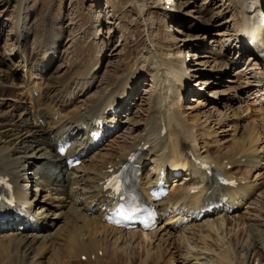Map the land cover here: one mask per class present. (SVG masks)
<instances>
[{
	"label": "bare ground",
	"instance_id": "6f19581e",
	"mask_svg": "<svg viewBox=\"0 0 264 264\" xmlns=\"http://www.w3.org/2000/svg\"><path fill=\"white\" fill-rule=\"evenodd\" d=\"M0 1L9 3L10 0ZM164 2L165 9L177 8L173 12L181 11L188 15L192 11L184 10L197 0ZM230 5L236 10L234 31H229L222 39L219 44L221 52H216L214 47L213 51L209 50L211 55H198V48L192 54L187 51V57L195 62L192 70L184 60L174 64L175 68H165L166 60L159 55L154 42H149L148 52L155 61L147 74L151 77L152 86L151 90H146L148 98L143 100L145 114L139 118L137 112L131 111L123 120L119 119L124 115L121 111L124 110L130 89L135 88V79L122 78L112 84L113 71L110 68L101 74L96 72L101 58L98 62L90 58L76 64L69 58L68 50L72 45L68 46V43L71 40L63 42L62 34L50 35L44 28L35 38V45L40 50L30 52L28 39L32 35V18L26 6L25 10L21 9L22 13L20 10L19 21L0 47V177L4 175L10 178L19 200L29 199L30 207L36 210V220L3 224L0 231V264H84L83 258L87 264H108L111 259H106V252H103L105 246L108 250H115L110 252L111 256H116V251L124 256L142 253L146 256L144 261L151 257V260L160 262V253H165V247L171 243L176 255L170 264H250L252 258L264 257V252H259V249L264 251V145L257 144L264 138V93L261 94L262 104L257 109L263 118L262 121L259 117L263 125L255 123V118L252 119L254 121L250 120L246 112L251 107L240 109V105L231 108V112L235 111L232 117L240 112L239 124L232 125L233 128L236 126L240 135L233 137L231 144L223 149L214 148L208 139L203 140L204 144L201 145L199 136L209 138V129L212 128L205 130L199 123L187 122L181 110L185 86L191 84V73L195 71L196 75L214 78L215 73H227L232 65L242 63L228 81L232 83L229 84L230 88L253 84L257 86L254 91L264 92V63L255 53L248 54L241 41L244 36L242 31L249 27L264 33V0H231ZM197 7L196 12L200 15L208 11L206 7ZM24 13L27 14L22 15ZM253 37L258 38L259 33H254ZM191 45L193 47L194 44ZM226 50L230 51L227 59L223 55ZM182 53L183 50H178L173 55ZM212 53L215 56L221 53L219 56H223V59L211 61ZM56 60L65 64L60 63L55 73L63 68H66L65 72L54 76L56 80L50 84L52 86L48 91L43 95L40 93L41 97L35 96L29 86L30 77L37 72L45 74ZM212 62H215L213 66ZM20 66L27 68L25 74L29 76L23 83L25 87L29 86L31 96L24 94L23 98L14 101V106L10 104L13 106L11 112L4 111L11 103L9 97L5 96L13 92L6 90L11 80L5 79V75L9 76L14 68ZM246 76L248 80L258 78L257 82H244ZM208 80L202 79L200 83L207 84ZM15 86L18 87L17 84ZM28 98L33 102H28ZM195 107L191 104L188 109ZM107 110H110L109 115ZM97 116L110 123L105 130L106 139H109L108 148H101L109 152L99 150L87 158L90 151L103 141H94L88 136ZM219 119L215 121L225 123L227 117L222 121ZM137 150L142 151L139 161L142 173L137 176V185L145 197L161 181L170 183V175L175 176L174 172L169 174L170 171L179 169L186 173L181 180L176 176L170 195L156 203L161 215H167L168 220L162 221L159 227L150 232L120 228L106 222L109 213L118 205L110 202L102 182L111 174V170L113 173L118 171ZM186 153L217 164L225 171L229 166L239 168L237 171L227 170L230 174H226L236 175L239 181L245 182L243 189L231 196L228 205L200 220L191 216L192 213L184 216L174 211L185 202L197 209L204 199L215 201L217 192L212 191L206 197L207 191L215 185L228 189L230 183L216 167L204 171L199 165L193 166L194 162L191 161L190 171H186ZM74 158L82 161L70 167L68 161ZM148 162L151 167L146 170ZM34 167L40 178L48 175L46 181L49 183L36 184L34 196L30 197L28 190L32 181L31 169ZM163 167L166 170L161 178L158 169ZM242 167H246V170H241ZM193 190L198 192L192 193ZM235 201L240 203L236 209L232 207ZM173 202H176V206L172 205ZM184 212L181 210L180 213ZM60 221H63L62 225L55 229ZM250 226L258 230L253 237L244 232Z\"/></svg>",
	"mask_w": 264,
	"mask_h": 264
},
{
	"label": "rangeland",
	"instance_id": "374dc122",
	"mask_svg": "<svg viewBox=\"0 0 264 264\" xmlns=\"http://www.w3.org/2000/svg\"><path fill=\"white\" fill-rule=\"evenodd\" d=\"M164 1L165 0H10L9 3L0 1V47L4 45L6 38H8V33L19 21L18 15L20 14V10H25L27 7L28 11H30V19L32 18L33 24L31 31L32 35L28 39L32 47H30V52L32 50V53H37L40 50V48L35 45V38L43 28L49 31L50 35L62 34L64 36L63 42H67L68 39L71 40V42L68 43V46L72 45L70 47L72 50H68L71 61L77 64L81 61H88V59L91 58L94 62H98L101 58L100 67H98L99 70L96 72L101 74L106 69L110 68L109 70L113 71L111 78L112 84L119 82L122 78L135 79V88L130 89L124 110L121 111L124 115L120 118L123 120V117L131 113V111L137 112L140 116L139 118H142L144 117V109L146 108L143 100L149 96L146 94V90H151L152 86L151 77L147 74L151 64L155 61L154 56H150L151 54L148 52L149 42H154L157 52L164 61L166 60L164 63L165 68H175L174 64L177 65L180 61L184 60L187 63V67L192 70L195 67V62L191 61L189 56L187 57V51H190V54H192L195 48H198V55L209 54V50L211 49V51H213L214 47L216 52H221L219 44L221 45L222 39L229 31H234L233 26L236 19L234 14H236V10L230 5L231 0H197L194 5L184 10L192 11V13L190 12L188 15H185L181 11L179 13L173 12L174 8L165 9L164 7L166 5ZM204 3L205 5L203 6ZM197 5L206 7L208 11L200 15L196 12L198 8ZM175 10L178 9L176 8ZM262 10L264 12V7ZM26 14L27 13H24L22 15ZM185 42H187V45H185ZM191 44H194L193 47ZM97 50L99 53H97ZM178 50H183L182 55H173V53H176ZM171 52L173 56L170 55ZM229 53L230 51L226 50L223 54L224 58L227 59L230 56ZM212 55L213 57L210 58L211 61H220L223 59V56H219L221 53H216V56L212 53ZM60 63L65 64L61 60H56L55 64L45 74H39L37 72L38 74L34 73L35 75L30 77L29 84L31 85L29 86L33 89H31L32 94L35 92V96L39 95L41 97L43 92L50 89V86H52L50 84L56 80L54 76H58L65 72L66 68H63L55 73L59 65H61ZM168 64H170V66ZM214 64L215 62H212V66ZM69 65L70 64H68V67H70ZM241 65L242 63L232 65L227 73L219 71L220 73L214 74L216 75L214 78H210L209 75V77L200 76L199 74L196 75V71L191 73L192 81L189 86H185L181 110L183 112V118L185 117L187 122L199 123L205 130L209 127L212 128L209 129L211 130L209 138L205 137L206 139H203L201 135L199 136L203 144L204 141L208 139V142L213 144L214 148L223 149L222 147L231 144L230 141L233 137L240 135L238 130H236V126H234V128L232 126L233 123L239 124L237 121L241 120L240 112H238L239 115L234 114L235 116L232 117L235 111L233 110V112H231L230 109L233 107H238L240 105V109L242 107V109L248 108V106L251 107L252 109L246 112V114L251 117L250 120L254 121L252 119L255 118V123H263L262 116L257 112V109H259L262 104L261 99L263 96L261 97V94L263 93H258L257 90L254 91L257 89V86L250 84L235 89H231L229 86V84H232L228 82L229 79L233 78L232 76L236 73V69ZM25 69L27 70L24 66H20L19 68H14V71L9 76L5 75V79L10 78L11 81H9L8 87L6 86L7 89L2 87L7 91L11 90L13 92L5 96L9 97L11 103H8L7 107L3 109L4 111L11 112L15 100H19L28 94L31 96V92L28 90L29 86L25 87L26 85L23 83V80H27L29 76V74H25ZM206 74L208 73L206 72ZM206 78L210 79L207 84L200 83L203 82L202 79ZM257 79L258 78L255 80L254 78L253 80V78H250L248 80L247 76L243 78L244 82L251 80L257 82ZM15 84H17L18 87H16ZM76 87H79V84H76ZM199 88L201 90H199ZM92 94H94V92H92ZM165 95L166 94H164V96ZM27 100L28 102L32 101L30 98ZM254 102L256 103L254 104ZM191 104L196 107L188 109ZM125 109H128V111ZM31 117L34 120L35 116L33 114ZM226 117L227 119L224 120ZM219 118L221 121L224 120L225 123L215 121ZM226 123L231 125L222 126ZM121 130H124V128ZM108 140L109 139L103 140L96 149L90 151L87 158L94 156L99 150L102 151V153H104V151L105 153L109 152V150H101V148H108ZM263 140L264 138L258 141L257 144L264 145ZM150 167L151 163L148 168ZM237 169H233V171H237ZM241 170H246V167H242ZM31 174L33 180V176L36 175L35 167L31 169ZM182 174L185 175L186 173ZM181 179H183V177L179 178V180ZM174 181L175 180L172 182ZM28 191L31 194L33 193L32 188ZM62 223L63 221H60L55 229H57L60 224L62 225ZM250 227H248L249 230H244V232L246 231L245 234L248 233L252 237L258 234L257 228ZM262 243L264 244V240H262ZM173 246V243L169 244L165 247V253H160L162 256L160 262H155L154 260L156 259L151 260V257L144 261L146 256L141 255L142 253H140V255L138 253L136 256H124L116 251V256H111L110 252L115 250L112 248L108 250L106 246L103 252H106L105 256L107 260L111 259L110 261L108 260V264H170V260L176 255L173 253L175 251ZM260 247L261 244L259 245V248ZM259 250L261 253L264 252L262 249ZM83 261L84 264H87L86 259ZM146 261L148 263H146ZM250 264H264V257L252 258Z\"/></svg>",
	"mask_w": 264,
	"mask_h": 264
}]
</instances>
